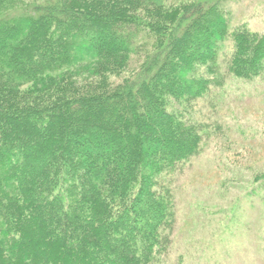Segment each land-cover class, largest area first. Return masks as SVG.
<instances>
[{"label":"trees","instance_id":"16d2710c","mask_svg":"<svg viewBox=\"0 0 264 264\" xmlns=\"http://www.w3.org/2000/svg\"><path fill=\"white\" fill-rule=\"evenodd\" d=\"M222 1L0 0V264L156 262L166 180L204 141L175 103L209 92L230 33L228 71L264 73V32Z\"/></svg>","mask_w":264,"mask_h":264},{"label":"rangeland","instance_id":"374dc122","mask_svg":"<svg viewBox=\"0 0 264 264\" xmlns=\"http://www.w3.org/2000/svg\"><path fill=\"white\" fill-rule=\"evenodd\" d=\"M222 5L230 31L245 24L264 32V0ZM233 50L230 33L219 44L217 81L209 92L175 103L187 110L185 118L199 122L204 141L166 180L175 221L154 264H264V73L252 79L231 74L227 63ZM119 78L91 70L77 81L88 85ZM163 178L159 183L166 186Z\"/></svg>","mask_w":264,"mask_h":264}]
</instances>
